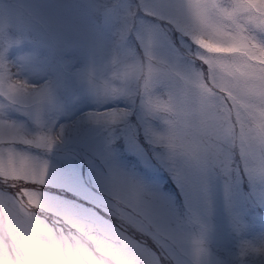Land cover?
Here are the masks:
<instances>
[{"label": "snow or ice", "instance_id": "1", "mask_svg": "<svg viewBox=\"0 0 264 264\" xmlns=\"http://www.w3.org/2000/svg\"><path fill=\"white\" fill-rule=\"evenodd\" d=\"M183 8L192 41L202 50L197 57L202 70L167 94H159L157 86L174 80L175 71L171 77L149 76L126 97L106 88L98 94L110 102L99 120L123 127L133 148L142 149L130 161L133 170L113 166L97 184L85 186L83 195L63 188L53 192L47 162L22 154L16 145L50 151L56 137L40 133L29 139L0 121V264H182L177 252H185V243L200 264L208 256L206 228L189 240L179 226V205L158 175H169L189 204L207 192L206 175L213 168L230 174L242 164L243 172L264 181V43L252 35L253 29L264 31V0H229L228 6L221 0H184ZM141 13L156 15L145 0H134L124 13L120 41L134 36L143 57L158 59L151 30L143 36L137 31ZM13 21L22 30L33 22L53 32L59 25L45 21L33 0H15L7 16L0 4V94L31 96L42 104L51 99L49 84L14 79L5 60L6 48L19 43L7 37ZM132 104L142 116L134 119ZM249 252L264 253V245L245 241L241 255Z\"/></svg>", "mask_w": 264, "mask_h": 264}, {"label": "rangeland", "instance_id": "2", "mask_svg": "<svg viewBox=\"0 0 264 264\" xmlns=\"http://www.w3.org/2000/svg\"><path fill=\"white\" fill-rule=\"evenodd\" d=\"M33 2L40 6L45 21H55L59 27L53 32L45 23L33 22L31 28L22 30L15 21L9 23L7 37L19 43L6 48L5 60L13 66L14 79L40 85L47 82L52 96L37 104L31 96L12 98L0 94V121L11 124L29 139L40 133L56 137L50 151L22 144L16 147L39 163L47 162L53 192L63 188L83 195L87 192L85 186L97 184L100 177L110 174L113 166L133 170L129 155L134 159L142 152V149L133 148L123 127L99 120L98 114L104 110L100 108L110 102L80 83L81 73L90 64L107 62L114 51L128 53L131 57L143 55L140 40L133 36L121 42L119 38L124 13L134 0ZM145 2L156 15L141 13L137 31L143 36L151 30L154 55L179 73L174 80L162 79L158 84L157 92L167 94L184 87L202 70L197 59L202 50L193 43L191 29L184 22V0ZM14 3L15 0H0L6 16ZM221 3L228 6L229 0H221ZM169 19H180L182 23L177 26L167 22ZM252 35L264 43V31L253 29ZM91 104L97 109H83ZM132 107L136 111L134 119L143 115L137 105L132 104ZM156 124L162 127L160 121ZM242 167V164L237 165L230 174L221 168L209 170L207 192L192 204L180 195L182 189L171 182L169 175L163 172L158 175V183L179 205V226L189 240L201 235L202 225L206 228L204 238L208 256L201 258L200 264H229L223 251L238 245L237 237L242 233L241 240L250 238L253 245H264V181L250 177ZM57 176L68 180L57 181ZM137 238L141 237L137 234ZM183 247L185 252H177L182 264H196L191 245L185 243ZM242 263L264 264V253L249 252Z\"/></svg>", "mask_w": 264, "mask_h": 264}, {"label": "clouds", "instance_id": "3", "mask_svg": "<svg viewBox=\"0 0 264 264\" xmlns=\"http://www.w3.org/2000/svg\"><path fill=\"white\" fill-rule=\"evenodd\" d=\"M174 70L164 59L131 57L122 51H114L107 62L90 64L80 76V83L91 93L99 94L105 88L117 97H126L134 92L138 83L149 76L171 77ZM2 264H26L25 261L5 260Z\"/></svg>", "mask_w": 264, "mask_h": 264}, {"label": "trees", "instance_id": "4", "mask_svg": "<svg viewBox=\"0 0 264 264\" xmlns=\"http://www.w3.org/2000/svg\"><path fill=\"white\" fill-rule=\"evenodd\" d=\"M60 55L58 54L57 57H59ZM56 57V58H57ZM244 234L242 233V235H239L237 237V242L238 245H233L230 248H227L225 251H223V254H225L228 257V263L229 264H243L242 262L245 260V258L247 257V255L242 256L241 255V246L245 241H250V238H244L243 240H241L242 236ZM147 239V238H144ZM148 245L150 247H152L153 249H155V245L153 244V242L151 240L147 241Z\"/></svg>", "mask_w": 264, "mask_h": 264}]
</instances>
